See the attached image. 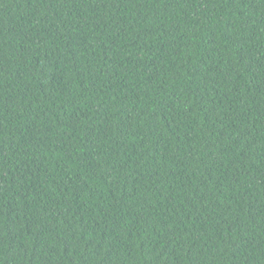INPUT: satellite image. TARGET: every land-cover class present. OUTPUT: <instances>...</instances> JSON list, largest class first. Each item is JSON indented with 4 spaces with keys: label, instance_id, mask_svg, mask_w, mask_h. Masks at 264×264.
Here are the masks:
<instances>
[{
    "label": "trees",
    "instance_id": "obj_1",
    "mask_svg": "<svg viewBox=\"0 0 264 264\" xmlns=\"http://www.w3.org/2000/svg\"><path fill=\"white\" fill-rule=\"evenodd\" d=\"M0 264H264V0H0Z\"/></svg>",
    "mask_w": 264,
    "mask_h": 264
}]
</instances>
